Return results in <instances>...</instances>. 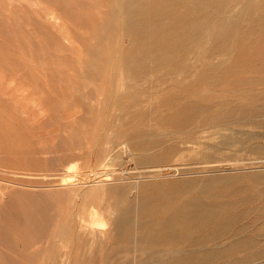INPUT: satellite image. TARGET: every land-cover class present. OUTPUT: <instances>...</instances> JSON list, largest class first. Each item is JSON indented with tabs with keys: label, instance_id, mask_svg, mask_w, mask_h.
<instances>
[{
	"label": "rangeland",
	"instance_id": "1",
	"mask_svg": "<svg viewBox=\"0 0 264 264\" xmlns=\"http://www.w3.org/2000/svg\"><path fill=\"white\" fill-rule=\"evenodd\" d=\"M119 1H117V8L113 13L114 28L111 35V46L106 48L103 45L102 48H97L104 53L106 51L111 53L110 56H114V62L118 57L120 47L126 46V43L123 42L126 23L124 15L122 16L119 11ZM248 1L250 0L239 1L233 15L238 14ZM251 1H254L261 11L259 15L255 13L251 17L263 15L264 0ZM3 2L0 0L2 5ZM18 14L24 21L26 20L27 15L20 11ZM246 26L247 21H243V27ZM5 30V27L0 28V47L3 46L0 48V74L3 78L2 82L6 84L5 87L9 88V84H11L9 90L16 89L15 95L19 98L20 103L22 101L21 106L23 105L22 112L24 113H17L9 108L0 110V234L13 233L17 236L16 240L1 239L0 264H38L39 262L49 264L51 258L56 255L52 249L59 247L54 244H58L60 235L55 236V240L53 237L45 238L48 229L45 226L48 224H52L48 225L49 227L56 224L61 226L65 221L68 225L70 220L68 226L71 227L73 224L71 222L79 219L78 214H83V218L86 219L90 208L100 209V206L105 205L110 200V189L126 187L135 182L149 184L156 181L166 182L167 192L164 200L158 199L149 207L146 216H144V221L148 223L147 228L162 221L169 208L193 198L200 199L201 204L205 206L214 203H229V205H234L231 207V211L234 210L233 214L240 216L228 229L227 236L206 245L200 244L197 247L191 244L193 241L191 239L186 244L178 246V256H190L195 259L199 257V254L211 251L221 252L223 247L232 242L251 240L254 242L251 249L220 253V256L207 264H264V253L256 257L252 255L259 250L264 251V101L259 99V96L262 98L264 96V83L260 81L261 75L242 73L241 76L230 78L233 81L238 77H243L246 84H242L240 87H230L227 93L217 95H215V91L205 86H196L195 88L190 86L191 78L185 79L183 83H172L170 78L177 77V74H174L169 75L165 84H160L156 81L157 76H154L151 78L150 84H142L145 89L137 82L134 88L123 89L119 92L116 101L122 111L111 114L110 102L100 100L96 90L98 85L104 86L106 83L108 89L111 88L113 72L106 80H102V73L90 75L86 79L79 74V62L82 64L87 62L88 55L71 56L68 51L64 50L60 42L57 43V48H47L45 42H39L40 39L36 37L35 33L32 31L28 33L26 28L19 31L20 33H16L17 35L13 39L4 35L6 34ZM238 40L239 32H236L230 38L228 45L231 48L229 51L230 60L222 65L223 69L232 67L234 48ZM101 43L102 41L99 42L100 45ZM79 49L84 51L81 46ZM107 59L105 56V60ZM19 61L20 63H18ZM111 66L110 68L114 69V66ZM6 67L7 70H5ZM200 70V68L197 69V73ZM236 73L241 72L235 71ZM42 80H46V83ZM59 82L60 84H57ZM82 85L87 86L85 91L81 88ZM25 86L31 89L29 90ZM242 94H245L246 100L241 99ZM35 96H38L37 99ZM85 96L92 98L91 103L94 106L86 102ZM173 96H176L177 104L198 103L206 110L198 118L195 117L190 123L180 128L172 124H165L163 119L172 115L175 110H171L170 105L164 107V100ZM239 101L241 103L238 105L247 109L261 107L260 112L254 115L251 111H247L244 118L228 116V112L232 108H237L236 102ZM227 102L232 104L225 106L224 104ZM32 104H36V107ZM38 104L41 106L39 107ZM62 107L72 111L69 119L60 117ZM125 112L126 114H124ZM224 114L227 117H224ZM32 115L36 118L31 117ZM37 127L39 131L36 130ZM110 135H114L113 138ZM140 136L145 137V142L139 139ZM107 138H109L108 143ZM110 141H113V144H110ZM142 143L145 144L144 147L147 150H138ZM43 149H46V152ZM53 149L54 155L51 153ZM59 152L62 156L58 155ZM156 157H159L161 162L139 163L141 158L151 160ZM50 160L52 161L50 162ZM69 164L75 165L70 172L72 180L66 182L67 188L58 187L69 176V171L64 169L62 171L66 174L64 172L62 174L59 168H64ZM148 171L153 174H143ZM103 176H110V182L101 185L100 181ZM185 179L205 184V194L174 193L173 183ZM1 182H8L10 185H4ZM31 206L32 208H30ZM30 209L38 212V216L33 219L25 218L26 212L33 211ZM59 211L65 212L61 219L57 216ZM51 215L53 216L51 217ZM15 217L16 219H12ZM48 219L49 221H47ZM75 221H80L81 227H87V221L81 219ZM35 223H39L37 227ZM24 226H31L36 229V234H40L38 237L36 234L34 236L36 245L32 248L33 250L27 249L29 241L26 240L27 233L31 231V228H22ZM106 227L101 229L102 232L110 231V227ZM73 228L71 227V229ZM209 229L210 227H206L202 231L206 232ZM230 235L236 236L228 239L227 237ZM40 236L44 242L46 239L45 243ZM68 239L64 241L70 251L69 253L64 250V254H68L67 262L74 261L79 264H164L168 260L166 254L171 249L169 246L156 245L157 247H155L153 245L154 247H152V245L138 242L136 244L133 242L119 243V245L116 242L117 239H111L103 242V246L85 240L87 243L90 242V245L94 244L92 245L93 249L89 247L90 245L85 247L79 240L81 248L89 247L88 250H90L82 249L80 251V248H75L79 246L77 239L71 238L70 241ZM23 243L27 248L23 246ZM74 251L78 252L77 258ZM101 252L103 253L101 254ZM27 253L31 257H28ZM24 258L26 259L24 260ZM26 260L28 262H25ZM188 264H193V261Z\"/></svg>",
	"mask_w": 264,
	"mask_h": 264
},
{
	"label": "bare ground",
	"instance_id": "2",
	"mask_svg": "<svg viewBox=\"0 0 264 264\" xmlns=\"http://www.w3.org/2000/svg\"><path fill=\"white\" fill-rule=\"evenodd\" d=\"M2 1H4L3 2L4 4L2 5V3H0V28L1 29L3 27L6 28L5 30L6 34H4L5 36L11 37L13 39L16 37L17 35L16 33H20L23 28H26L28 33H31V31L35 33L36 37L40 39L39 42L41 43L45 42L47 48H57V43L60 42L64 50L68 51V53L71 56L80 57V55L82 54L85 56L88 55L89 60H87V62H83V64L79 62V74L81 76H84L86 79H88L90 75H98L102 73V80L103 79L106 80V78L110 75V73L113 72V82H110L112 83L110 85L111 88L108 89V85L106 83L107 87H105L106 85L104 86L98 85L96 90L98 96L100 97V100L102 99L104 102L106 101L110 102L111 114L112 113L114 114V112L116 111H122L121 106L118 105L119 103L116 101L119 92H121L123 89L130 90L134 88L137 82L140 83L139 86H142L143 83L150 84L151 78L154 76H157L156 81L160 84H165L167 79L169 78V75H174V74H177V77L170 78L172 79V83L174 82L183 83L185 79L191 78V80L189 81L190 86L192 85L194 86V88L196 86H200V87L205 86L206 88L215 91V95L221 93H227L230 87H236V86L240 87L242 84H246V81L244 80L243 77H238L233 81L230 79L236 77L237 75L241 76L242 73H257L262 76L260 81L264 83V65H263L264 64L263 63L264 62V14L263 15L261 14L260 16H256V17H251L255 13H257L258 15L261 13L259 8L256 6V3L251 0L248 1L247 4L236 15H233L234 10L238 2L241 0H120L119 11L122 16L124 15L125 17L124 20L126 23L125 33H124L125 40L123 41L126 43V46L122 45L120 47L118 57L115 60V62L113 60L114 56L112 57L110 56L111 53L107 51L104 53L102 50H97V48H102L103 45H105L106 48H109V46H111V42H112L111 35L114 28L113 13L116 11L117 8L116 4L118 0H2ZM19 11L27 15L25 21L19 16L18 14ZM230 15L233 16L230 17ZM243 21H247L246 27H243ZM236 32H239V40L235 44L232 67L229 69H223L222 65L227 60H230L229 51L231 48H229L228 46L230 38ZM1 34L3 35V33ZM19 40H20V36H19ZM100 41H102L103 44L101 43L100 45L99 44ZM80 46L84 48V51H81L79 49ZM44 55L46 54L44 53ZM105 56H107L108 58L107 60H105ZM42 62L44 63V61ZM18 63H20V61ZM261 63L263 64L260 65ZM111 65L114 66V69L110 68ZM199 68L201 70L199 71V73H197V69ZM7 69L8 68L6 67L5 70ZM173 69L174 71H171ZM235 71H239L241 73L235 74ZM40 72L42 73V71ZM185 75H189V76L186 77ZM2 79L3 78L1 77L0 74V110L9 108L16 111L17 113L23 114L24 113L22 112L23 105L21 106L22 101L20 103L19 98L15 95L16 89L12 88L11 90H9V88H11V84H9L10 85L9 88L5 87L4 85L6 84L2 82ZM42 81L45 82L46 80L45 81L42 80ZM57 84H60V82ZM142 87L143 89H145L144 86ZM81 88L84 90L87 88V86L82 85ZM27 89L30 90L31 88H27ZM86 94L88 96V93ZM87 96H85V98L87 99L86 102L89 103V105H93L91 103L92 98H89ZM36 97L38 96H35V98ZM175 97L176 96H173L171 98H167L166 100H164V105H163L164 107L170 105L171 106L170 109L175 110L172 115H168L163 119V123L165 124H172L177 128H180L190 123L195 117L198 118V116L206 110L205 108H203V106L201 107L198 103L194 104V103L186 102L184 104L181 103L177 104V98ZM240 97L241 99L246 100L245 94H242ZM259 99H262L264 101V96L263 98L262 96H259ZM236 103L238 105L241 103V101ZM229 104L232 103L227 102L224 105L227 106ZM32 105L36 107L35 106L36 104H32ZM40 106L41 105H39V107ZM205 107H209V106H205ZM260 109L261 107L260 108L252 107L251 109H247L243 106L238 105L237 108H232L230 111L228 110L229 111L228 116L231 115L239 118H244L246 117L245 115L247 114V111H251L254 115H256L260 112ZM71 112L72 111L68 110L66 107H62L60 111V117L63 119H69L70 116L72 115ZM124 114H126V112ZM33 115L31 117H35ZM225 116L226 115L224 114V117ZM25 122L27 123V121ZM118 124L120 123L118 122ZM36 130H38V127ZM113 136L111 137L113 138ZM112 138L110 139L113 140ZM108 139L109 138H107V143H108ZM139 139H142L145 142L144 136H140ZM109 143L113 144V141L112 142L110 141ZM143 144L144 143H142V145L139 146L138 149L139 151L147 150L144 147L145 144L144 145ZM44 151L46 152V149ZM51 153L52 155H54L55 153L54 149ZM58 155L62 156L61 153ZM51 161L52 160H50V162ZM140 162L141 163L148 162L150 164V163L161 162V160L159 157H156L151 160L146 158H141V160H139V163ZM74 166L72 164H69L64 168L63 167L61 169L59 168V171L62 174L64 172L62 170L64 169L69 171V176H67V178H65L62 181V183L59 184L58 187H66L67 186L66 182L72 180L71 179L72 176L70 172L72 168L74 169ZM143 174H153V172L148 171ZM110 176H103L100 181L101 185H103L102 183L105 184L107 182H110L109 179L111 178ZM1 183H3L4 185H10L8 182H1ZM166 185H167L166 182H159V181L149 184H146L144 182L141 183L135 182L132 185H128L126 187H117L110 189L109 191L110 200L105 205L103 206L99 205L101 207V208L99 207L100 209L90 208V212L88 213V217L86 219L83 218V214L81 215L78 214L77 217H79V219L74 218L75 220L81 219L82 221H87L86 223L88 224L87 225L85 224L87 227L85 226L81 227L79 225L80 221L77 222L75 220L71 222L73 223L71 224L72 225L71 227H74L73 229H71V227L68 226L70 220L68 222V225L65 221L64 223L62 222L63 224L61 226L57 224L50 227L48 225H52V224H48L47 226H45L48 228L45 234L46 235L45 238L50 239L53 237L54 239L55 236L60 235L58 236V238L60 237V241L57 239V241H59L58 244H54V245H59V247L57 246L58 247L57 249H55V247L52 249L56 253V255H54L55 257L51 258V262L49 261V264L70 263L67 262L68 260L66 259L68 254L67 255L66 253L64 254V250L70 253L66 243L64 242L68 238L69 241L71 238L73 239L76 238L78 241V242L76 241L78 243L77 245H79L80 242L79 240H81L80 243H82V245H85V247L90 245V242H88L89 243L88 244L85 240L96 243L97 245H101L103 242L109 241L111 239L113 240L117 239L118 241L116 240V242L118 244L119 243L129 244L132 242L136 244V242H138V243H146L148 245H152V247H154L153 245H155V247L169 246L171 247V249L166 254V258L168 260L164 264H185V263L188 264V263H192V261L193 264H207L209 262H212L218 256H220L221 255L220 253L223 252L228 253L230 251L241 252L251 249L253 247L254 242L251 240H246L242 242L235 241L232 242L230 245H226L225 247H223V250L221 252L211 251L208 253L199 254L198 255L199 257L195 259L190 256L189 257L178 256L177 255V252L179 250L178 246L186 244L191 239L193 240L191 244L197 247L200 244L206 245L213 241H216L217 239H222L223 237L227 236L228 229L232 226V224L235 221H237L240 218V216L233 214L234 210L231 211V207L234 205H229V203H225V204L214 203L209 206H205L201 204L200 199L193 198L192 200L180 203L175 207L169 208L166 211V217L162 221H159L155 225L147 228L148 223L144 221V216H146L149 207L154 201L158 199H162V200L165 199V194L167 192ZM173 185H174L173 190L175 191L174 193L176 194H185V193L205 194V190H206L204 187L205 184L201 182L192 181L190 179L178 180L174 182ZM102 187L106 189V187L104 186ZM30 208H32V206ZM116 209L118 210L115 211ZM64 213L65 212L59 211L57 214L58 218L61 219L64 216ZM26 214L27 216L25 218L33 219V217L38 216L39 213L34 212L33 210L30 212L28 211V213L26 212ZM52 216L53 215H51V217ZM72 216L71 219H73ZM12 219H16V217ZM47 221H49V219ZM38 224H36V227ZM106 226L110 227V231L108 233H104V231L102 232L101 230L103 228H107ZM206 227H210V229L206 232H203L202 230H204ZM22 228H27V229L31 228V231L27 233L28 235L26 238V240L29 241L27 244L28 248L24 245V243L23 246H25L27 249H32L36 245L35 243L36 238L34 236L37 233V231L35 228L33 229V227L31 226H24ZM39 235L36 234V237H38ZM232 236H236V235H230L227 238L229 239ZM16 238L17 236L13 233L0 234V241L1 239L16 240ZM82 240H84L86 243ZM42 241L43 243H45L46 239L45 242L43 239ZM93 243L91 244L94 245ZM82 245L80 247L77 246L75 248H80L79 249L80 251L82 249L84 250L85 249L84 247L81 248ZM92 245L89 246L92 247L91 249H93ZM65 246L67 247L68 250L65 249L66 248ZM40 248L42 247L40 246ZM88 248L86 249L88 250ZM19 253H23V252H19ZM102 253L103 252H101V254ZM263 253H264L263 250H259L257 252H254L252 255L256 257V256H261ZM76 254L78 255V252L75 253L74 251V255L77 258ZM29 256L30 255L28 254V257ZM25 259L26 258H24V260ZM162 261L164 262V260ZM25 262H28V260H26ZM71 263L79 264V262L76 263L74 261ZM38 264H42V263L39 262Z\"/></svg>",
	"mask_w": 264,
	"mask_h": 264
}]
</instances>
